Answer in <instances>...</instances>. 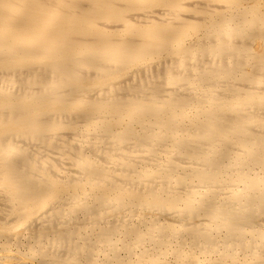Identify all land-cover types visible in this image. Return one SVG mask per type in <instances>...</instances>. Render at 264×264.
<instances>
[{"label": "bare ground", "instance_id": "bare-ground-1", "mask_svg": "<svg viewBox=\"0 0 264 264\" xmlns=\"http://www.w3.org/2000/svg\"><path fill=\"white\" fill-rule=\"evenodd\" d=\"M0 264H264V0H0Z\"/></svg>", "mask_w": 264, "mask_h": 264}]
</instances>
